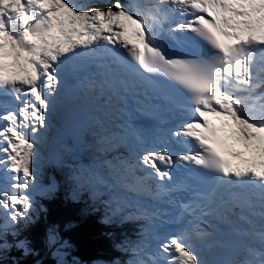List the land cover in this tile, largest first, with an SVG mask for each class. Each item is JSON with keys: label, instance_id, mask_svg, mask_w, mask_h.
Here are the masks:
<instances>
[{"label": "snow or ice", "instance_id": "6c2138e0", "mask_svg": "<svg viewBox=\"0 0 264 264\" xmlns=\"http://www.w3.org/2000/svg\"><path fill=\"white\" fill-rule=\"evenodd\" d=\"M81 98L130 149L72 176L139 223L127 264H264V0H0V264L35 254L38 145Z\"/></svg>", "mask_w": 264, "mask_h": 264}, {"label": "trees", "instance_id": "16d2710c", "mask_svg": "<svg viewBox=\"0 0 264 264\" xmlns=\"http://www.w3.org/2000/svg\"><path fill=\"white\" fill-rule=\"evenodd\" d=\"M57 129L42 141L45 157L41 156L39 170V183L47 185L54 179L57 189L36 199L34 222L20 226L19 238L26 239L35 254L25 256L13 249L5 260L9 264L13 260L19 264H58L46 238L51 230L58 240L67 242L69 254L80 264H127L131 253L121 251L117 245L129 238L137 239L135 223L106 219L110 213L106 205L99 202L101 198L107 200L106 190L94 194L91 186H81L76 192L71 186L72 174L85 168L82 164L90 165L96 158L97 163L92 161L91 164L96 171L105 174L102 150L90 139L89 152L82 140L84 135L93 137L96 124L83 126L78 136L73 126Z\"/></svg>", "mask_w": 264, "mask_h": 264}, {"label": "rangeland", "instance_id": "374dc122", "mask_svg": "<svg viewBox=\"0 0 264 264\" xmlns=\"http://www.w3.org/2000/svg\"><path fill=\"white\" fill-rule=\"evenodd\" d=\"M125 2H126V0H125ZM89 3H91L92 5H95V6H101V7H103V6L108 5V4L110 3V0H89ZM94 117H95V113H93V112L91 113V112H90V113L88 114V118H89V120L87 121V123H88L91 127L94 126V124H95V119H94ZM74 132L76 133L77 136L79 135V132H78V131L75 130ZM92 132H93V134H95L96 131L93 130ZM90 139L92 140V138H88L86 135H84L83 138H82V140L87 144V145H86V150L89 151V152L91 151ZM38 147H39V150H40V152H41V156L45 157L43 151H41V150H42V149H41L42 145H38ZM129 151H130V149H129L128 147H126V146L122 147V146H120L119 144H114V145H112L111 147L108 148V151H107V152L102 151L101 154H100V156H101V158H105V159H107V158H106V154L109 153V154H108V159H113L114 157L119 156V155H121V154H123V155H127ZM111 153H113V154H115V155L112 154L113 156H112V155L110 156ZM96 157H97V155H96ZM92 161L95 162V163H97V158H96L95 160H92ZM92 161H91V162H92ZM91 162H90V164H91ZM80 164H81V163H80ZM88 165H89V164H88ZM88 165H87V166H88ZM83 166H84L85 168H82V169H86V168H87V166H85V164H82V167H83ZM96 167H97V166H96ZM104 173H106V170L104 171ZM72 176H73V174H72ZM71 186H72V188H73L76 192L78 191V186H77V184L74 182L73 179H71ZM41 195H43V194H40L39 189H38L35 198L38 199ZM99 202H101L102 205L105 204L102 198L99 199ZM48 236H49V232H48L47 237H46V238H47V242H48L49 247L52 246V247H51V251L53 250L54 256L56 257V261H57V263H58V260L60 259V257L56 254V253H57V249H58V248H61V246L64 244V242L61 241V240H57V243H56V244H50V243H49V240H48ZM63 251H64V253H65V255H64V257H63V259H64V261H65V264H80L79 261H75V260H73V257L69 254L67 248L63 249Z\"/></svg>", "mask_w": 264, "mask_h": 264}, {"label": "bare ground", "instance_id": "6f19581e", "mask_svg": "<svg viewBox=\"0 0 264 264\" xmlns=\"http://www.w3.org/2000/svg\"><path fill=\"white\" fill-rule=\"evenodd\" d=\"M112 154H113V153H112ZM112 154H111V155H112ZM113 155H115V154H113ZM113 155H112V156H113Z\"/></svg>", "mask_w": 264, "mask_h": 264}]
</instances>
